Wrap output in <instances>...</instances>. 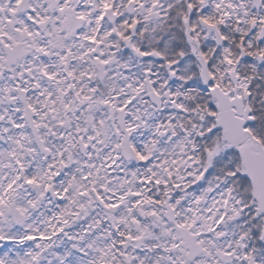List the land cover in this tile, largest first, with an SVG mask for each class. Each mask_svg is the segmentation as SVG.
Instances as JSON below:
<instances>
[{"label":"snow or ice","instance_id":"snow-or-ice-1","mask_svg":"<svg viewBox=\"0 0 264 264\" xmlns=\"http://www.w3.org/2000/svg\"><path fill=\"white\" fill-rule=\"evenodd\" d=\"M0 264H264V0H0Z\"/></svg>","mask_w":264,"mask_h":264}]
</instances>
